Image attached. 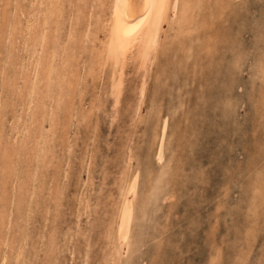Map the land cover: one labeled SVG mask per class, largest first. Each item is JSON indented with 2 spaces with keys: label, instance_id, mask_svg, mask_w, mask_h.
<instances>
[{
  "label": "rangeland",
  "instance_id": "rangeland-1",
  "mask_svg": "<svg viewBox=\"0 0 264 264\" xmlns=\"http://www.w3.org/2000/svg\"><path fill=\"white\" fill-rule=\"evenodd\" d=\"M171 4L0 0V264H264V0Z\"/></svg>",
  "mask_w": 264,
  "mask_h": 264
},
{
  "label": "bare ground",
  "instance_id": "bare-ground-1",
  "mask_svg": "<svg viewBox=\"0 0 264 264\" xmlns=\"http://www.w3.org/2000/svg\"><path fill=\"white\" fill-rule=\"evenodd\" d=\"M55 1V0H54ZM45 2V1H44ZM48 2V0H47ZM50 2V1H49ZM57 2V1H56ZM112 0L111 7V30L109 43H107V54L116 64L126 60L128 54L139 46V55L145 60L153 49L159 45L161 27L166 20L169 10L177 12L171 4L172 0ZM166 7L161 8V4ZM47 4V3H46ZM51 4V3H50ZM56 4V3H55ZM46 6V5H45ZM53 7V6H52ZM176 7V6H175ZM183 7V12L186 11ZM53 9V8H52ZM51 9V10H52ZM45 10V9H44ZM54 10V9H53ZM56 10V9H55ZM1 11V10H0ZM46 11V10H45ZM188 11V10H187ZM3 12V11H2ZM44 13V12H43ZM52 13V12H51ZM186 13V12H185ZM2 14V13H1ZM187 14V13H186ZM44 16V14H43ZM180 16V15H179ZM105 17V15H104ZM43 18V17H42ZM46 19V17H44ZM49 18V17H48ZM51 18V17H50ZM35 19V18H34ZM44 19V20H45ZM104 19V18H103ZM98 20V19H97ZM103 22V21H102ZM101 24V23H100ZM108 24V23H107ZM106 24V27H107ZM104 29V28H103ZM107 30V29H106ZM107 32V31H106ZM1 35V34H0ZM45 36V35H44ZM47 36V35H46ZM41 36L39 35L38 38ZM38 40V39H37ZM47 42V41H46ZM41 43V42H40ZM106 45V44H105ZM104 47V45H103ZM102 51V50H101ZM105 54V53H104ZM148 57V59H147ZM153 58V57H152ZM143 61V60H142ZM150 61V60H149ZM123 63V62H122ZM115 64V65H116ZM147 65V63H145ZM122 66V65H121ZM122 73V72H121ZM45 77V76H44ZM48 77V76H47ZM122 77V76H121ZM114 86L117 96L120 94V81L116 80ZM47 148V147H46ZM9 153L8 150L5 154ZM4 154V155H5ZM6 156V155H5ZM34 156V155H33ZM8 157V156H6ZM46 158V157H45ZM161 159V158H160ZM39 160V159H38ZM58 160V159H57ZM57 162V161H56ZM6 165H9L6 163ZM11 166V165H10ZM9 168V166H8ZM35 173V172H34ZM43 179V178H42ZM50 182V181H49ZM131 182V181H130ZM78 184V183H77ZM135 185V184H134ZM134 189V188H133ZM131 189V190H133ZM129 190V189H127ZM136 192V191H135ZM161 192V191H160ZM31 193V192H30ZM124 193V192H123ZM125 194V193H124ZM123 195V194H122ZM135 195V193H134ZM41 196V195H40ZM123 201V200H122ZM126 201V200H125ZM128 201V200H127ZM124 202V201H123ZM35 203V202H34ZM126 203V202H125ZM129 203V202H128ZM127 203V205H128ZM123 205V204H122ZM126 205V206H127ZM18 208V207H17ZM121 209V208H120ZM129 209V207H128ZM124 210V209H123ZM122 210V211H123ZM135 211V210H134ZM120 213V212H119ZM118 213V218L120 215ZM131 214V213H130ZM129 214V215H130ZM123 215V213H122ZM121 215V216H122ZM26 216V215H25ZM130 217V216H129ZM122 218V217H121ZM124 219V218H123ZM130 219V218H129ZM33 220V219H32ZM120 220V219H119ZM121 221V220H120ZM124 221V220H123ZM125 224V223H123ZM26 226V225H25ZM121 226V225H120ZM127 240L128 231L120 227ZM117 232V231H116ZM121 233V234H122ZM119 234V233H118ZM1 236V235H0ZM119 236V235H118ZM122 236V235H121ZM120 237V236H119Z\"/></svg>",
  "mask_w": 264,
  "mask_h": 264
},
{
  "label": "snow or ice",
  "instance_id": "snow-or-ice-1",
  "mask_svg": "<svg viewBox=\"0 0 264 264\" xmlns=\"http://www.w3.org/2000/svg\"><path fill=\"white\" fill-rule=\"evenodd\" d=\"M160 6L161 8H163V7H166L167 5L162 3Z\"/></svg>",
  "mask_w": 264,
  "mask_h": 264
}]
</instances>
